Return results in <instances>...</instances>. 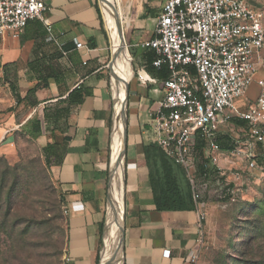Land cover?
<instances>
[{
	"label": "crops",
	"instance_id": "1",
	"mask_svg": "<svg viewBox=\"0 0 264 264\" xmlns=\"http://www.w3.org/2000/svg\"><path fill=\"white\" fill-rule=\"evenodd\" d=\"M42 1L47 8L44 20L54 40L46 41L44 22L30 21L18 39L6 38L1 43L3 74L21 98L48 75L47 88L41 81L29 99L36 100V106H30V101L15 104L26 113L19 126L41 149L46 145L59 147L58 154L48 159V174L61 199L63 264H96L101 253L113 106L103 62L106 39L96 0ZM163 3L137 0L125 39V48L129 47L133 56L130 65L132 61L139 65H134L137 78L128 82L126 97L121 264H183L194 254L203 217L209 216L213 206L201 201L200 196L194 212H157L153 205L142 150L155 143L149 130V113L157 109L162 98L163 80L145 68V55L154 54L141 44L154 37ZM110 80L112 89L111 74ZM74 90H81L75 98L81 95L82 101L68 104L66 98ZM44 108L58 112L57 119L47 125L41 121ZM39 120L42 123L37 131Z\"/></svg>",
	"mask_w": 264,
	"mask_h": 264
},
{
	"label": "built area",
	"instance_id": "2",
	"mask_svg": "<svg viewBox=\"0 0 264 264\" xmlns=\"http://www.w3.org/2000/svg\"><path fill=\"white\" fill-rule=\"evenodd\" d=\"M253 3L164 0L154 37L141 44L154 54L152 67L167 72L161 82L162 98L157 109L149 113V130L156 145L185 172L197 207L194 181L198 141L203 144L204 158L216 168L223 179L218 181L223 184L218 166L221 154L242 153L252 160L260 150L264 156V80L258 76L264 56V10ZM46 10L42 0H0V45L6 38L18 39L33 20L46 24V41H53L44 20ZM251 86L258 89L255 99L246 100L241 110L237 109L235 103L245 98ZM233 120L245 126H235ZM230 132L240 137L234 139ZM217 134L230 135L235 149L220 151L215 143ZM233 180L239 181L240 176L235 174ZM229 185L232 188L233 183L226 184L227 189ZM231 188L228 191L233 193ZM183 264H195V254Z\"/></svg>",
	"mask_w": 264,
	"mask_h": 264
},
{
	"label": "rangeland",
	"instance_id": "3",
	"mask_svg": "<svg viewBox=\"0 0 264 264\" xmlns=\"http://www.w3.org/2000/svg\"><path fill=\"white\" fill-rule=\"evenodd\" d=\"M99 2L96 0L106 39L103 62L108 89L112 94L111 73L107 68L111 56L110 43ZM135 2L137 0H113L116 14L121 9L123 17H132ZM252 2L264 10V0ZM126 34L127 29L124 30V40ZM131 36L136 40L134 34ZM127 50L131 60L133 56L129 47ZM131 63L128 82L137 78L134 65L139 64L137 61ZM258 76L264 80V56L259 64ZM257 94L258 89L251 86L245 98L237 101L235 107L241 110L244 106L242 103L255 99ZM113 106L109 124V148ZM125 112L127 113V108ZM25 116L26 113L21 108H16L3 74L0 79V264H63L65 233L61 206L53 191L40 146L19 126ZM230 134L234 139L240 137L236 132ZM123 147L124 144L121 148L122 183ZM229 154H221L218 162V166L222 168L224 184L217 179L206 183L198 179L194 181L198 201L200 196L201 201L213 205L209 216H202V227L194 251L195 264H264V156L260 150L254 153L255 158L252 160L245 159L247 154ZM251 162L255 164L254 168L249 167ZM235 174L240 176L239 181L233 180ZM228 183H233V193L228 191ZM106 208L105 195L104 222ZM120 209L122 225V202ZM104 226L101 233V253L104 247ZM122 231L121 226L118 234L120 264Z\"/></svg>",
	"mask_w": 264,
	"mask_h": 264
},
{
	"label": "trees",
	"instance_id": "4",
	"mask_svg": "<svg viewBox=\"0 0 264 264\" xmlns=\"http://www.w3.org/2000/svg\"><path fill=\"white\" fill-rule=\"evenodd\" d=\"M96 13L98 19L101 22L100 13L95 5ZM154 56L150 53L145 55V68L151 74H156V76L162 80L167 78V72L164 68L155 69L152 67V61ZM155 71V72H154ZM47 78L41 77L38 81V84L29 90L24 98L20 97L18 90L15 85L10 84L11 94L15 100L16 106L26 101H30V106H36V100H29L31 97H34V94L41 86L47 88ZM81 90H74L66 98V101L69 103L79 104L82 101L80 95L77 97V93ZM58 117V112L49 111L47 108H44L42 114L43 123L46 125L51 121H55ZM36 121V130L40 131L41 122ZM232 124L235 126H245L243 122L233 120ZM215 143L218 149L222 152H231L235 149L236 145L234 141L228 134H217L215 138ZM59 147L46 145L41 149L42 156L44 158L45 166L48 170V159L51 155L58 154ZM203 144L201 141L197 142L196 145V179L201 182H209L214 180H220L223 182V179L219 177L216 168L210 164V162L204 158L202 154ZM143 155L146 160V164L149 171V183L150 189L152 192V200L154 208L157 212H194L197 209L196 201L194 200L192 186L185 175V172L177 166L171 159H169L165 153L156 145V143H150L143 147ZM231 188V185L228 186V189ZM53 191L56 195V198L61 206V199L57 195L55 188ZM102 232V226H101ZM99 258H97L96 264H98Z\"/></svg>",
	"mask_w": 264,
	"mask_h": 264
},
{
	"label": "bare ground",
	"instance_id": "5",
	"mask_svg": "<svg viewBox=\"0 0 264 264\" xmlns=\"http://www.w3.org/2000/svg\"><path fill=\"white\" fill-rule=\"evenodd\" d=\"M99 1L110 39L112 57L109 69L113 79L112 94L114 105L110 152L112 172L109 182L107 214L105 217L104 247L101 253L100 264H120L118 234L122 226L120 205L123 194L121 148L124 144L127 82L130 78L131 70L128 50L125 48L124 30L129 28L132 20L123 17L121 9L119 14H116L113 0Z\"/></svg>",
	"mask_w": 264,
	"mask_h": 264
},
{
	"label": "water",
	"instance_id": "6",
	"mask_svg": "<svg viewBox=\"0 0 264 264\" xmlns=\"http://www.w3.org/2000/svg\"><path fill=\"white\" fill-rule=\"evenodd\" d=\"M131 65H132V63H131ZM133 74H134V72H133ZM112 95V94H111ZM112 99H113V96H112ZM125 118H126V114H125ZM125 127H126V122H125ZM125 135H126V131H124V147H125ZM110 152H111V146H110V148H109V160H108V177H107V190H106V198H107V203H108V201H109V195H108V186H109V182H110V178H111V172H112V168H111V165H110ZM123 160H124V152H123ZM123 176H124V173H123ZM123 185H124V183H123ZM123 190H124V187H123ZM123 215H122V220H123V216H124V209H123V213H122ZM122 224H123V222H122ZM103 225H105V222H104V224ZM122 230H123V225H122ZM104 233H105V226H104V228H103V235H104ZM121 235H123V231H122V233H121ZM121 239H122V236H121ZM121 251H122V242H121ZM101 262V253H100V257H99V261H98V264Z\"/></svg>",
	"mask_w": 264,
	"mask_h": 264
}]
</instances>
